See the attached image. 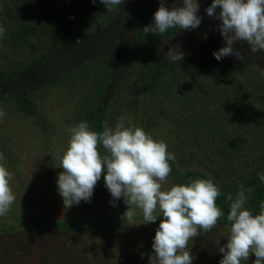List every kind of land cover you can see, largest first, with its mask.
I'll use <instances>...</instances> for the list:
<instances>
[{
    "label": "trees",
    "instance_id": "trees-1",
    "mask_svg": "<svg viewBox=\"0 0 264 264\" xmlns=\"http://www.w3.org/2000/svg\"><path fill=\"white\" fill-rule=\"evenodd\" d=\"M153 6L151 0H127L108 11L100 0H0V24L6 29L0 38V104L13 102L45 136L49 121L37 96L57 86L84 87L70 127L81 121L97 132L105 121L114 127L119 106L141 114L146 132L178 114L168 178L173 185L212 178L221 190L216 203L224 212L216 227H229L227 197L234 199L241 185L253 189L246 193V207L253 214L264 202L258 175L264 173V70L246 42L234 45L242 60L227 56L215 63L201 58H196L199 64L171 63L165 53L174 46L179 28L145 34L143 28L153 23ZM214 39L220 40L216 46L198 34L184 47L201 44L218 51L224 40L221 34ZM19 225L65 232L95 227L83 219Z\"/></svg>",
    "mask_w": 264,
    "mask_h": 264
},
{
    "label": "clouds",
    "instance_id": "clouds-1",
    "mask_svg": "<svg viewBox=\"0 0 264 264\" xmlns=\"http://www.w3.org/2000/svg\"><path fill=\"white\" fill-rule=\"evenodd\" d=\"M100 2L112 11L127 0ZM166 3L167 0H160L153 23L143 28L145 34H165L172 28L191 31L200 26L202 17L198 14V0H181L180 4L172 0L171 8ZM205 12L209 18L220 21L216 30L223 37L224 46L213 52L217 61L227 56L242 60L240 50L234 46L241 42H246L252 53L264 51V0H212ZM5 32L0 24V38ZM180 47L177 44L165 53L171 63L183 60L185 54ZM5 115L0 107V119ZM68 131L70 138L61 157L59 167L62 171L57 178L64 207L70 208L81 201L90 202L103 174L105 187L112 197L110 204L116 207V202L123 198L128 206L123 217L132 221L136 209L142 212L145 224L155 223L162 217L155 231L148 264H193L189 242L210 232L224 216L216 203L221 190L214 180L198 178L166 188L174 153L168 151L163 139L154 138L142 127L130 122L126 126L124 117L114 127L105 121L100 132L94 131L87 121L71 126ZM4 160L0 153V217L8 214L16 200L10 185L14 174L2 163ZM258 175L264 182V173ZM252 191L241 185L234 199L231 195L227 197L231 201L227 214L230 226L227 243L218 249L223 254L219 264H246L253 254V264H264V202L260 204L259 213L253 214L246 207L249 199L246 193Z\"/></svg>",
    "mask_w": 264,
    "mask_h": 264
},
{
    "label": "rangeland",
    "instance_id": "rangeland-1",
    "mask_svg": "<svg viewBox=\"0 0 264 264\" xmlns=\"http://www.w3.org/2000/svg\"><path fill=\"white\" fill-rule=\"evenodd\" d=\"M151 1L157 11L160 0ZM198 2V14L202 17L200 26L191 31L179 30L174 46H181L180 50L185 54L182 61L185 63L199 64L196 58H201V62L215 63L217 60L212 47L204 49L201 44L190 43L184 47L189 37L194 38L198 34L209 38V42L205 41L208 44L216 46L220 42L214 39L219 38L216 25L220 21L207 16L205 9L210 6L209 3ZM176 3L180 4L181 0H176ZM166 6L171 8L172 0H167ZM263 55L264 51H259L254 56L261 71L264 70ZM83 91L84 87L79 84L57 86L38 94L40 112L49 121L47 136L36 125L35 119L19 113L13 102L0 104L6 113L0 119V153L5 157L2 163L14 174L10 185L16 197L8 214L0 217V264H148L155 231L162 217L155 223L145 224L139 209H136L137 214L132 221L123 217L128 206L123 199L116 202V207L110 204L112 197L105 187L103 174L90 202L81 201L78 205L65 208L58 192L61 153L68 145L69 121ZM125 99L123 96L122 102ZM118 109L117 118L124 117L133 126L142 127L141 114L126 112L121 106ZM177 116L175 113L170 121H164L150 131L154 138L163 139L168 151L174 155L178 139L175 131ZM172 185L168 178L165 187ZM66 219H83L93 222L95 227L87 231L65 232L50 228L25 229L19 225L34 220L45 223ZM227 228L215 227L189 242L193 264H219L223 254L218 249L227 243ZM254 260L253 254L246 264H253Z\"/></svg>",
    "mask_w": 264,
    "mask_h": 264
}]
</instances>
